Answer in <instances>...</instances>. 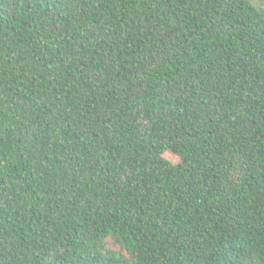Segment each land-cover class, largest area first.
<instances>
[{
    "label": "trees",
    "instance_id": "trees-1",
    "mask_svg": "<svg viewBox=\"0 0 264 264\" xmlns=\"http://www.w3.org/2000/svg\"><path fill=\"white\" fill-rule=\"evenodd\" d=\"M0 264H264V10L0 0Z\"/></svg>",
    "mask_w": 264,
    "mask_h": 264
},
{
    "label": "rangeland",
    "instance_id": "rangeland-1",
    "mask_svg": "<svg viewBox=\"0 0 264 264\" xmlns=\"http://www.w3.org/2000/svg\"><path fill=\"white\" fill-rule=\"evenodd\" d=\"M251 1L255 6L264 10V0H251Z\"/></svg>",
    "mask_w": 264,
    "mask_h": 264
}]
</instances>
